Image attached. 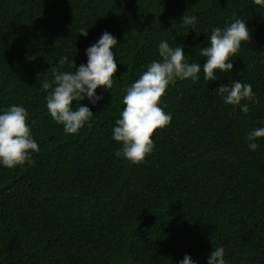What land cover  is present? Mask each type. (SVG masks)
I'll return each mask as SVG.
<instances>
[{
	"label": "trees",
	"instance_id": "obj_1",
	"mask_svg": "<svg viewBox=\"0 0 264 264\" xmlns=\"http://www.w3.org/2000/svg\"><path fill=\"white\" fill-rule=\"evenodd\" d=\"M233 17L251 40L231 72L206 81L199 48ZM105 31L118 40L113 87L97 88L95 104L74 101L92 110V126L66 134L40 80L52 66L72 71L59 65L65 55L87 65ZM161 41L183 46L200 79L169 85L161 107L171 122L135 165L116 156L113 129L125 89L161 61ZM233 81L250 83L259 101L241 102L247 114L216 92ZM12 105L27 109L39 152L31 164L0 165V264H180L186 255L208 264L215 247L226 264H264V138L255 151L248 141L264 127V8L253 0H0V114Z\"/></svg>",
	"mask_w": 264,
	"mask_h": 264
},
{
	"label": "clouds",
	"instance_id": "obj_2",
	"mask_svg": "<svg viewBox=\"0 0 264 264\" xmlns=\"http://www.w3.org/2000/svg\"><path fill=\"white\" fill-rule=\"evenodd\" d=\"M254 4L264 8V0H253ZM185 27H195L197 18L185 14L181 19ZM175 26V23H174ZM80 35L87 36L88 30H81ZM210 45L199 48L198 55L206 58L203 63L204 79L217 80V71L231 72L233 63L229 62L236 56L242 42L251 40L247 24L233 17V22L224 29L214 27L208 36ZM118 40L105 31L97 43L86 50L87 65L77 67L75 61H69L67 55L59 60V65L71 64L72 71H62L51 67L52 79L47 76L41 79L42 90L48 93L46 107L57 124L63 125L66 134H78L90 121L93 112L89 107L80 104L73 110L74 101H83L87 97L95 104L102 99L96 94L97 88L111 90L117 72V63L113 48ZM161 61H153L139 79L125 89L123 97L125 105L121 118L116 121L113 129V139L122 144L116 152L117 157H123L132 164L139 165L153 152L154 135L163 131L171 122V115L161 107L169 85H175L178 80L191 79L197 83L200 79L201 65L186 62L183 46L170 47L167 41L159 44ZM48 70V71H49ZM216 92L223 97L224 103L238 106L247 114L249 105L242 101L258 103L250 83L233 81L231 86H220ZM29 113L20 105H12L0 114V165L14 169L26 163H33V153L39 152V145L33 138L28 123ZM258 138H264V127L251 131L248 135L249 148L255 151L259 145ZM180 264H195L186 255ZM208 264H226L225 249L215 247Z\"/></svg>",
	"mask_w": 264,
	"mask_h": 264
}]
</instances>
